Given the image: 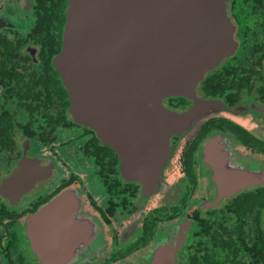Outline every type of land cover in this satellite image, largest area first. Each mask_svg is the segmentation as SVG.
Masks as SVG:
<instances>
[{
  "label": "flooded vegetation",
  "instance_id": "af4514ba",
  "mask_svg": "<svg viewBox=\"0 0 264 264\" xmlns=\"http://www.w3.org/2000/svg\"><path fill=\"white\" fill-rule=\"evenodd\" d=\"M64 6L67 9L68 0H0V257H3L0 264H147L159 239L168 236L169 229L182 219V223H190L191 226L185 245L178 252L180 264L186 256L187 242L192 237L199 238L195 234L200 224L207 227L214 224V228H218L219 218L213 211L234 205L240 206L241 211L245 208L247 217L240 223L234 221L232 230H238L245 221L243 230L249 236L246 239L250 243L255 240L257 233L260 234L259 230L255 231L258 229H255V224L264 229V206L261 207L257 200L251 199L250 203L238 200L240 196L264 187L245 189L236 197L226 199L219 208L205 209L199 203L217 199L213 160L222 156L234 164H264V111L259 109L264 106V1L229 0V16L236 25L235 37L240 43L239 49L211 70L198 87L203 100L220 99L225 108L195 122L193 128L184 134L172 136L168 162L162 166L160 192L141 198L142 186L122 178L119 156L110 148L117 160V172H113L111 177L124 191L112 205L115 207L118 203L124 207V213L129 211L131 216L128 226L118 227L106 222V214L109 213L112 218L122 217L123 214L117 216V211L110 213L108 207H98L95 201H90V183L75 182L61 190L67 181L62 176L57 179L60 172L58 152L47 149L58 137L54 132L56 128L45 116L47 105L51 102L64 105L69 100L60 74L53 66V59L59 54H54V51L60 38H63L64 18L66 22ZM172 99H176L174 103L169 102ZM163 103L177 112L194 105L191 99L185 97L166 98ZM68 107L65 108L67 116ZM235 118L238 121L233 120ZM214 120L221 127L199 139L200 130L210 121L215 123ZM230 123L235 129L228 127ZM73 124L70 130L83 135L84 127ZM215 139L219 143L215 144ZM54 147L59 153L70 151L61 143L56 142ZM42 149L50 151L49 156L44 155ZM74 157L79 158L80 155ZM83 159L84 156L80 160ZM95 180V185L99 186V179ZM51 186L53 190H50ZM72 187L86 191L83 210L92 217L100 218L103 229L95 223V218H83L82 226L65 229L67 234L60 237L49 235V241L46 242L45 238L42 245L35 247L26 235L28 219ZM135 188H138L139 196L132 200ZM155 198L160 200L161 205L154 210L149 209L148 202ZM190 201L186 218H181ZM139 208L141 215L137 229L125 239L126 232H132L131 225L138 216ZM162 208L165 210L162 211ZM145 209L147 213L159 212L164 217V225L157 229L158 236L155 235V224L150 231L153 235L147 236L145 227L153 219L149 220ZM140 231L144 244L135 242ZM103 237L104 247H101L99 242ZM129 246L132 247L129 249ZM222 250H209L206 260L214 258L217 261L224 254ZM194 251L193 248L191 252ZM138 254L139 260L127 259L129 255L134 257ZM249 255L247 252L246 256Z\"/></svg>",
  "mask_w": 264,
  "mask_h": 264
},
{
  "label": "water",
  "instance_id": "95a60500",
  "mask_svg": "<svg viewBox=\"0 0 264 264\" xmlns=\"http://www.w3.org/2000/svg\"><path fill=\"white\" fill-rule=\"evenodd\" d=\"M228 2L68 0L61 51L53 59L68 92V116L118 154L122 178L142 186L141 198L160 192L172 136L225 108L220 99L203 100L198 87L239 49ZM170 97H185L194 105L177 112L163 103ZM212 162L217 199L199 203L205 209L219 208L245 189L264 187L263 163L234 164L222 156ZM85 192L68 188L39 209L26 224L29 241L42 245L49 235L60 237L65 229L82 226L83 218H95L103 229L100 218L83 210ZM140 215L141 208L125 239L136 231ZM190 226L181 219L170 228L147 264H178ZM103 242L104 237L99 246Z\"/></svg>",
  "mask_w": 264,
  "mask_h": 264
},
{
  "label": "trees",
  "instance_id": "16d2710c",
  "mask_svg": "<svg viewBox=\"0 0 264 264\" xmlns=\"http://www.w3.org/2000/svg\"><path fill=\"white\" fill-rule=\"evenodd\" d=\"M65 6L63 7V11H65ZM65 23V18L63 20V25ZM62 47V37L60 38V42L58 44V48L55 53H59ZM210 87V86H209ZM219 91V89H218ZM64 92L67 96V93L64 89ZM213 93L215 91H212ZM176 100V99H174ZM173 99L169 102L174 103ZM69 100H66V103L63 105H54L53 102L48 103L46 108L45 116L47 117V121L52 123L53 128L59 131L60 136L62 134L69 133L70 125H74L73 121L70 120V117L66 115L65 108L69 106ZM214 122L207 123L199 132L198 136L200 138H204L211 130L216 127H221L218 121L214 120ZM218 123V125H215ZM80 127V126H79ZM230 129H235L231 123L228 125ZM73 137H71L70 146L67 143H61V146L67 147L70 149L69 153L74 157V155H80L78 159L79 162L70 165V168H83L87 169L92 175L93 173H99V181L101 184H106L111 181L110 184L112 186L120 187L116 182L113 181L111 174L117 172V160L112 155V150L109 147L102 146L99 141L94 136L93 132L89 129L84 128L83 135L76 134V132L72 131ZM84 156V159L81 161V157ZM72 162V161H71ZM76 176V175H74ZM76 182V177H72L67 180V183L61 188L64 189L66 187L72 186ZM81 183V182H80ZM96 180L94 179V186L96 185ZM123 193V192H122ZM121 193V194H122ZM133 199L139 196L138 188L132 190ZM251 199L253 201L257 200L258 204L263 207L264 206V188L258 189V191L248 192L246 195L239 197V202L241 200H247L250 203ZM236 203V201H235ZM124 205V204H123ZM131 205L132 201H131ZM124 208V207H122ZM240 206L234 205L233 207H228L227 210H216L218 216V228H214V224L207 227L204 224H200L201 226L196 231L195 236L199 237L197 240L193 238L187 242L186 244V258L189 260V264H195L194 261L206 259V253L211 249L222 248L224 254L217 261L214 258H211V263L208 264H264V229L259 225L255 224V231L259 230L260 234L257 233V238L253 241H248L246 238L249 237L245 231L244 223L240 224L239 229L232 230L231 225L234 221L239 222L246 219V211L242 212L239 210ZM245 209V208H244ZM247 209V207H246ZM234 210V211H233ZM239 210V211H238ZM110 213L117 211V208L114 205L109 206ZM180 212V211H179ZM178 212V213H179ZM115 213V212H114ZM110 215L106 214V222L110 224ZM245 218V219H244ZM248 219V218H247ZM215 229V230H213ZM244 231V232H243ZM202 238V239H200ZM252 238V234L250 235ZM200 239V240H199ZM199 240V241H198ZM198 243V244H197ZM195 249L196 252H191L192 249ZM249 252L251 255L247 257L246 254ZM243 254V256H242ZM245 255V257H244ZM218 258V256H217Z\"/></svg>",
  "mask_w": 264,
  "mask_h": 264
},
{
  "label": "rangeland",
  "instance_id": "374dc122",
  "mask_svg": "<svg viewBox=\"0 0 264 264\" xmlns=\"http://www.w3.org/2000/svg\"><path fill=\"white\" fill-rule=\"evenodd\" d=\"M233 120L238 121L237 118H235ZM251 129H253V127H251ZM54 132L57 133V135H58L57 140L56 141H53L52 142V145L53 146H49L47 149L48 150L49 149L50 150H53V152L54 151L58 152V156H57V160L58 161L57 162L60 163V164H58V166L60 167L59 168L60 172H59V176H58L57 179L59 180L61 178V176H62L64 178H66V181H67V180L71 179L72 177H76V182H80L81 181V183H83V182L90 183L91 187H90L88 196L89 197L91 196L90 197L91 198L90 201H95V203L98 205V207H103V208L108 207L109 208V206L112 205V204H114V202L116 200H119L121 193L124 192L123 191V188H119L117 186H112L110 184V182H111L110 180L106 184L103 183V184H101V186L99 185V186L95 187L94 186V179L99 178V173L98 174L95 173V174L92 175L87 169H83L82 167L81 168H78V169L77 168L76 169L75 168H73V169L70 168V165H72L73 162L74 163L79 162L78 159L75 158V157H73L71 155V153H69V152H67V153H59V150H57V148L54 147V146H56V142L57 143H67L68 142V144L70 146H72L73 145L71 143V137H73L72 131L70 130L69 133H66L65 135L62 134L61 136H60L59 131L57 129ZM67 147H69V146H67ZM61 152H62V150H61ZM42 153L44 155H48L49 156V154L51 152L50 151H47L46 149H42ZM74 175H76V176H74ZM50 190H53V186H51V189ZM158 198L160 200L162 199L161 197H158ZM176 198H178V197H169V199H176ZM181 198H183V197H181ZM160 200H158L157 198H155L151 202L149 201L148 202V208L149 209L152 208L154 210L157 206H160L161 205V204H159L160 203ZM115 207L117 208V212H116L117 216L119 214L120 215L123 214V215H122V217H119V218L118 217H116V218H112L111 217L110 218L111 225L112 226H117V227L118 226H126V225L128 226V223H129L130 217H131L129 211H126L124 213V208H122L120 205H118V203L116 204ZM221 209L227 210L228 208H226V206H225V207H222ZM161 210L164 211L165 208H162ZM242 212H244V211H241V214H242ZM145 213H146L147 217L149 218V220H152L153 219V222L151 224L146 225V227H145V228H147V231H148L147 236L153 235V233H150V231L154 228V224H155V230L157 231V229H159L160 226L164 225V224H162L163 223L162 220L164 219V217H163L162 213H159V212H156L155 214H153V213H147L146 212V209H145ZM145 228H143L144 234L146 233ZM158 233L159 232L157 231L155 233V235L158 236ZM143 238H144L143 237V234L140 231V233H139L137 239L135 240V242H140L141 241L140 244H144L143 243ZM131 247L132 246H129L128 248L130 249ZM139 256H140V254H138L137 256H134V257H133V255H129L128 256L129 258L127 257V259H135L136 258V259L139 260ZM207 257H208V253H206V258ZM0 258H3V257H0ZM179 260H180V258H179ZM127 261H130V260H127ZM189 262L190 261L187 260L186 257H184V259H181L180 264H189ZM193 262H195V264H208V263H211L210 260H206V259L197 260V261H194L193 260Z\"/></svg>",
  "mask_w": 264,
  "mask_h": 264
}]
</instances>
